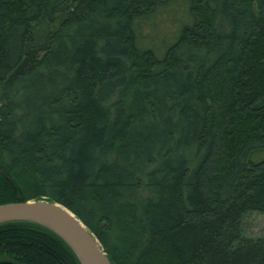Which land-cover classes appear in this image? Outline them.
<instances>
[{"label": "trees", "instance_id": "obj_1", "mask_svg": "<svg viewBox=\"0 0 264 264\" xmlns=\"http://www.w3.org/2000/svg\"><path fill=\"white\" fill-rule=\"evenodd\" d=\"M264 0H0V206L60 204L111 264H264ZM0 264H80L38 224Z\"/></svg>", "mask_w": 264, "mask_h": 264}, {"label": "water", "instance_id": "obj_2", "mask_svg": "<svg viewBox=\"0 0 264 264\" xmlns=\"http://www.w3.org/2000/svg\"><path fill=\"white\" fill-rule=\"evenodd\" d=\"M29 222L45 227L63 240L80 264H111L103 247L85 224L66 207L46 200L0 206V225Z\"/></svg>", "mask_w": 264, "mask_h": 264}, {"label": "rangeland", "instance_id": "obj_3", "mask_svg": "<svg viewBox=\"0 0 264 264\" xmlns=\"http://www.w3.org/2000/svg\"><path fill=\"white\" fill-rule=\"evenodd\" d=\"M264 153L257 156L256 159H263ZM242 234L245 238L256 239L264 237V214L252 212L242 219Z\"/></svg>", "mask_w": 264, "mask_h": 264}]
</instances>
